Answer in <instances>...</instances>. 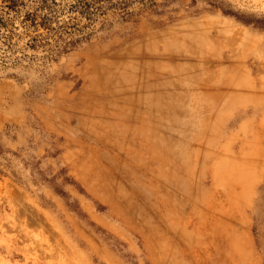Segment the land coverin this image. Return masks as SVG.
I'll return each instance as SVG.
<instances>
[{
	"label": "rangeland",
	"instance_id": "1",
	"mask_svg": "<svg viewBox=\"0 0 264 264\" xmlns=\"http://www.w3.org/2000/svg\"><path fill=\"white\" fill-rule=\"evenodd\" d=\"M26 1L0 26V264H264V0L51 33Z\"/></svg>",
	"mask_w": 264,
	"mask_h": 264
},
{
	"label": "trees",
	"instance_id": "2",
	"mask_svg": "<svg viewBox=\"0 0 264 264\" xmlns=\"http://www.w3.org/2000/svg\"><path fill=\"white\" fill-rule=\"evenodd\" d=\"M35 1V0H32ZM132 0H75L67 8V10L62 9L58 10V7H61V3L57 0H42V10L47 13L42 16V27L49 30V33L53 31L51 29V23L56 20L59 16H62L63 13H75L78 14L81 19L88 21L89 23L93 20H96L98 17L106 15L108 12L117 11L120 15H124L122 18L128 16V8ZM4 7L2 9V18H0V26H3L4 21H8L10 18L4 20L3 17L18 15L20 12L19 8L26 7V0H4ZM34 16H26L24 24L28 21L30 22L29 27H40L37 25ZM58 31H55L57 33ZM70 34V33H69ZM63 39L61 38L60 41ZM67 43L65 40L63 44ZM70 44V43H68ZM67 45V44H66Z\"/></svg>",
	"mask_w": 264,
	"mask_h": 264
}]
</instances>
